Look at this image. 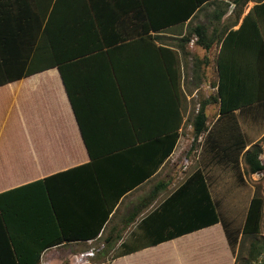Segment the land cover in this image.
Instances as JSON below:
<instances>
[{"label":"crops","instance_id":"1","mask_svg":"<svg viewBox=\"0 0 264 264\" xmlns=\"http://www.w3.org/2000/svg\"><path fill=\"white\" fill-rule=\"evenodd\" d=\"M32 1L33 9L39 12L41 0ZM199 1L203 3H197ZM214 2L219 4L216 6ZM226 3L233 2L44 1L43 22L52 15L50 38L56 36L58 40L61 34L73 31L77 33L78 40L72 36L57 44L67 53L84 49L81 51L84 54L82 57L67 64L68 78L86 143L93 151L106 154L94 161L90 159L56 66L36 69L12 81L0 83V193L40 181H45L48 189L47 194L33 190L20 194L18 199L21 206L18 210L13 204L11 208L5 207L6 219L18 246L29 248L30 244L37 245L40 243L37 240L39 235L48 241L63 239L72 242L68 243L69 248L91 243L88 236L94 234L105 216L102 199H106L114 205L96 240L113 239L117 246L129 240L130 246L135 249L111 259V264L126 259L128 264H234L235 258L224 228L228 222L221 218L217 204V222L172 237L165 236L193 223L194 207L184 209L182 203L161 206L168 198L176 202L181 192L188 196L193 187L189 180L194 179L192 177L197 169L215 200L214 187L218 182H221L219 187L224 185L223 180H218L219 168L231 173V164L224 162L214 165L206 152L201 153L204 134L198 137V144L193 147L190 144L193 137L185 139L183 136L185 129L192 126L189 123L186 127L183 104L185 100L188 101L189 109L194 92L204 85L202 80L205 75L200 72V66L205 69L211 63L207 58L193 64L190 53L196 51L197 55H201L209 49L198 45L195 35L189 32L200 25L194 21L203 13L208 24L214 26L215 13ZM251 3L255 5L252 1L245 3L232 30L239 28L243 17L254 6ZM230 12L222 14L216 23H223ZM31 33H34V27ZM146 36L151 37L152 41L141 39ZM86 38L88 40L84 42ZM5 41H0V50L3 58L8 59L15 46ZM169 48L175 49L178 61ZM220 48L221 44L218 53ZM218 53L215 59L217 75ZM51 56L49 42L45 40L42 43L40 31L25 71ZM252 56V50L247 54L241 47L239 49L231 44L221 56L225 75L233 79L239 75L244 77L245 66L254 61ZM187 60L193 62H189L191 70L186 76ZM19 61L22 59L18 55L9 64L13 66L18 63L20 67L22 62ZM179 71L181 77L178 76L177 80ZM248 73L253 74L251 71ZM6 77L0 54V82ZM256 80L249 82L252 83L248 85L249 92L258 90ZM191 81L199 84L193 87ZM217 86L218 76L216 85L210 82L203 89L205 92H216ZM212 107L216 110V117L209 129L214 128L219 117L218 103L208 104L206 114ZM175 109L179 110L181 118L179 129L175 131L178 138L159 163L161 153H165L170 145L169 137L175 132L152 139L144 138L154 136L158 130L174 127L178 123ZM184 151L186 155L190 153L192 159L198 160L197 166L186 168L182 164L183 160L188 162ZM239 164L241 171L242 164ZM141 192L144 195L130 206L129 214L119 221L124 233L121 234L116 226L108 228L110 223H116L128 195ZM188 202L189 199L186 200ZM21 229L24 232H27L26 229L33 230L34 237L22 233ZM119 233L120 239L116 243ZM157 234H163L165 238L153 245L145 243ZM6 239L2 238V241L6 242ZM140 245L142 247L138 248ZM58 247L45 251L47 253L43 256L47 259L43 264H56L53 253L57 252ZM1 250L0 264H17L11 260V254L6 249ZM69 250V255L75 258L83 253Z\"/></svg>","mask_w":264,"mask_h":264},{"label":"trees","instance_id":"2","mask_svg":"<svg viewBox=\"0 0 264 264\" xmlns=\"http://www.w3.org/2000/svg\"><path fill=\"white\" fill-rule=\"evenodd\" d=\"M44 1L46 0L40 1V9L38 12L32 7V0H0V41L3 42L4 40V42H6L5 40H7L8 43L15 46V49L10 51L8 59L5 57L3 58L2 51L0 50L2 64L7 74L6 80H3L0 83L12 81L21 77L25 73L36 71V69L56 66L59 70L62 82L83 134L81 123L78 118L75 98L71 91L67 67L73 59L84 55L81 54V51L84 49L75 53H67L65 49L57 44L61 43V40L72 36L78 40L77 33H74L72 30V33L68 32L61 34V37L58 38V40H56V36L54 39L50 38V21L52 15H50L49 18L43 22L42 18L45 11ZM247 1L248 0H232L235 5L234 10L227 16L224 23L218 27L216 22L220 21L222 14L228 10L230 5L229 3L223 4L224 7L221 6L219 9L220 11L214 15V29L211 33H208V28L204 24L195 26L189 32V34L195 35L196 43L204 49H210L215 42L221 44L218 54L217 91L215 94H211L199 103V108L193 116L191 124L193 127L194 144H192V147L196 145L195 141L198 137L204 134L201 153L206 152L207 157L209 159L211 158L214 165H221L226 162L231 164L233 168H238L236 172V179L239 183H242V174H255L264 170V164L259 158L261 154V147L258 144L259 141H255L257 138H261L260 136H264V31L261 29V24H263L261 22V17H264V0H255L257 3L254 6L255 8L253 7L250 9V11L243 17L238 29L232 30V27L237 24L243 11L244 4ZM197 3L201 4L203 2L199 1ZM33 27L34 33H31ZM40 31L42 43L45 42V40L47 43L49 42L53 56H51L50 59H44L39 65L25 71V67L30 59L29 56ZM58 35L57 37H59ZM145 38L146 40L152 41L151 37H141L142 40H145ZM86 40H88V38H86L84 42ZM231 44H234V46L236 45L239 49L241 47L242 51L247 54L250 53L251 50L253 51L252 60H254V63L250 60V58L249 60L251 61V65L248 63L244 68L246 70L243 69L244 77L237 75L238 77L233 79V77L229 78L225 75L224 64L223 61H221V56H223V53ZM56 46H58V48ZM17 54L21 56L22 61H19L22 62L21 66L19 67L18 63L11 66L9 63L17 58ZM156 58L159 60L158 54H156ZM159 65H161L160 62ZM17 66L19 67V70H16ZM248 71H251L253 74H249ZM251 79H257L256 86L258 90H256V92H249L250 90L248 85L252 84H249ZM212 84L216 85V81L212 82ZM217 103L219 104V117L216 120L214 128L209 129L210 123L213 119L206 114L205 109L208 104ZM175 110L177 113L178 123H176L174 127H168L160 131L158 130V133L154 134V136H146L144 139H152L153 137L177 131L179 129L181 118L179 110ZM236 110H238V112H235ZM174 119L177 120L176 116ZM171 136L172 137H169L171 138V141L169 142L170 145L165 153L164 151L161 153L159 163L170 152L178 138L177 132L173 133ZM84 140L86 143L85 137ZM247 145H249V147H247ZM86 147L92 161L106 154V152L103 151H93L91 146L87 143ZM239 161L243 167L241 171H239L240 166L238 167V163H240ZM197 171L192 177L194 179L189 180L190 183H193V187L192 191L188 193V196H185L184 193L181 192L178 194L176 202L171 201L170 198H168L161 203V206H170L171 204L182 203V207L184 205V209L194 207L191 217L193 219V223L186 224L185 227L180 228L176 232H170L165 237H172L174 235L186 233L211 225L218 221L220 213L218 214V210L216 209L217 205L215 206V204L219 201L218 199L215 200L212 198L211 193L206 187L203 175L200 173L199 169H197ZM30 190L38 193H48L45 181L31 183L21 189L17 188L8 192L0 193V250H7V252L11 254V260L14 262L16 261L17 264H34L35 259L38 258V255L43 248L50 247L55 243L63 241V239L56 241L43 239V241L41 243H37V245H34V243L30 244L29 248H22L20 244L18 246L15 242L14 232L6 219L5 207L11 208L14 205L18 210L21 206V204H19L21 200L18 199V197L20 194H28L27 192ZM187 199H189L188 203H186ZM102 204L104 206L103 212L105 213V216H103V219L99 222L95 232H93L94 234L88 236L90 239H96L98 231L104 222L107 221L108 214L113 209L114 205V203L110 204V202L106 199H102ZM263 205L264 199L262 196L254 193L248 204L244 222L240 230L241 238L238 242H236L237 236L233 237L236 235L234 229H229L228 224H224L227 238L232 252L235 255L234 264H251L254 260H257L264 248V236L260 237V239H252V241L249 242L247 256H243V246L246 237H253L259 234L261 230L260 227L263 215ZM28 220L29 219H27V221ZM27 227L28 226L26 225L25 228ZM124 227H127V225ZM25 231L27 232H24V230L21 229L22 233L29 234L34 237L33 230L26 229ZM118 231L121 232V230ZM35 235L38 236V234ZM165 237L163 234H157L155 238L145 243L153 245L163 240ZM2 238H7V243L3 242ZM119 239L120 233L116 236V241ZM112 241L113 239H105V246H112ZM117 247L115 249L116 251L114 250L115 254L112 258L126 255L135 250L133 248L134 246H130L129 240L122 242ZM140 247H142V245L138 246V248ZM261 264H264V262Z\"/></svg>","mask_w":264,"mask_h":264},{"label":"rangeland","instance_id":"3","mask_svg":"<svg viewBox=\"0 0 264 264\" xmlns=\"http://www.w3.org/2000/svg\"><path fill=\"white\" fill-rule=\"evenodd\" d=\"M248 1L255 2V0H248ZM213 4H215L217 6L219 4V2H214ZM251 4H253V3H251ZM255 5H256V2H255ZM222 7H224V5ZM234 8H235V5H234V3H232L228 7L227 11L232 12L234 10ZM224 20H223V23H224ZM261 22L263 23V24H261V29H262V31H264V17H261ZM194 23L195 24H204L208 28V30H207L208 33H211V31H213V29H214L213 24L212 25L208 24V20L205 17L204 13L202 15H200V17L197 18L194 21ZM221 24L222 23H216V25L218 27ZM219 45H220V43L215 42L211 46V48H210L211 50L210 49L206 50L207 52H205L204 54L202 52L201 55H197L196 51L190 53L191 58L193 57V61H194L193 64L198 63V62L201 63L203 59H207V58L210 59L211 63L205 69L201 68V66H200V72L203 73V75H205L204 76L205 79L202 80V82H204V85L197 92H194V94L190 100L189 109H188V101L185 100V103L183 104L185 120H186V123H185L186 127L189 123H191L193 121V116H194L196 110H198V108H199V103L202 100L206 99L207 96H210L211 94L212 95L215 94V91L205 92L203 88H205V86H207V85L209 86L210 82L212 83V82L217 81L215 59L217 57ZM169 51H171V53L175 57V60L178 61V57L176 55L175 49L169 48ZM190 61H192V60H187V63L185 66L186 67L185 68L186 76H187V74H190L189 73V69L191 70V66L189 65ZM178 73L179 74H177V76H176L177 80H178V76L181 77V72L179 71ZM191 83H193V87H194V85L199 84L197 81H191ZM188 93H190V92H188ZM213 108L214 107H212L209 110L208 115L214 120L216 117V110H214ZM183 136H185V139L192 138L193 137V127L191 126V128L189 127V129H187V130L185 129V133H183ZM258 141H259L258 144L261 147V154H260L259 158L261 159V162L264 164V136L261 137ZM183 143H185V142H183ZM195 143H196V145L198 144L197 140L195 141ZM190 144L191 145L194 144V141L193 142L191 141ZM183 155L188 159V162L186 160L182 161L183 162L182 164H184V166L186 168H190V167H192V165L197 164L198 160H196L194 158L192 159L190 156L191 155L190 153L186 155L185 151H184ZM239 166H240V164L238 165V167ZM219 169L220 170H218V180H223L224 185L219 187V185H221V182H218V185H216L214 187V192H213L214 197L216 199H218V201H219L217 203V206H218L221 218H223L226 222H228L227 224H228L229 229L230 228L234 229L236 235L233 237L237 236L236 242H238V240L241 238V234H240L241 231L240 230H241L242 224L244 222V218H245V214H246V211L248 208L250 198L252 197V195L254 193H256V194H259L260 196H262V198L264 199V170L260 173H255V174H248V175L242 174V177H243L242 183H240L242 186H239L238 180L234 176L236 174L238 168H233L230 166L231 173L228 171H223L222 168H219ZM143 195H142V192L136 193V194L133 193L131 195H128L127 200L125 201V204H123L122 205L123 207L120 208V211H121L120 216L116 217V223H110V225H108V228L112 227V226H116V229L123 231V229L121 228V226L119 224V221L121 219L125 218L129 214V211L131 210L130 206L133 205L134 203L138 202L139 198H141ZM260 228H261V230H260L259 234L255 235L256 237L250 236V237H246V239L244 240L243 256H245V257L247 256L249 242L252 241V239H260V237L264 236V205H263V215H262V219H261V227ZM120 233L123 234L124 232H120ZM42 237H43L42 235H39V237H37V240L40 241V243L43 241ZM91 240H92L91 243H87V244L85 243L83 245H81V244L72 245V248H69V246H68V243H72L69 241H61L59 243H55V244L51 245L50 247H45L40 251L38 258L35 259L34 264H43V261H45L47 259L46 256H43L44 253H47L45 251H47V249H49L51 247H58V246H60V247H58L56 249L57 252L53 253V258L56 260V264L57 263H60V264H111L112 263L111 259H113L112 256H114V254H115L114 252L116 251L115 249L117 247V245L115 244V241L114 240L112 241V246H105V242L103 241V239H97V240L91 239ZM116 243H117V241H116ZM61 245H63V246H61ZM69 249H72L73 252L81 251L83 253L75 258V256L72 257L69 255L70 254ZM90 252H93V254H91ZM85 253H87V255ZM83 254H85V255H83ZM233 255H234V253H233ZM234 258H235V255H234ZM1 259H2V257H0V260ZM263 262H264V248H263L262 252L260 253V255L258 256L257 260H254L251 264H261ZM116 264H128L127 259L121 263L116 260Z\"/></svg>","mask_w":264,"mask_h":264},{"label":"built area","instance_id":"4","mask_svg":"<svg viewBox=\"0 0 264 264\" xmlns=\"http://www.w3.org/2000/svg\"><path fill=\"white\" fill-rule=\"evenodd\" d=\"M91 254H93V252H90ZM86 255H87V253H85ZM85 254H83V255H85Z\"/></svg>","mask_w":264,"mask_h":264}]
</instances>
